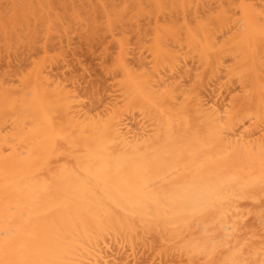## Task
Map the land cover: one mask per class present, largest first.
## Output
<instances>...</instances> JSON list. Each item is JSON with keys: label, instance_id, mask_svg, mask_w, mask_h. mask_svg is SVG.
I'll return each instance as SVG.
<instances>
[{"label": "bare ground", "instance_id": "bare-ground-1", "mask_svg": "<svg viewBox=\"0 0 264 264\" xmlns=\"http://www.w3.org/2000/svg\"><path fill=\"white\" fill-rule=\"evenodd\" d=\"M0 1V56L44 52L0 75V264H113L109 242L151 240L264 264V0H239L240 17L202 16L208 0ZM75 31L115 43L103 112L67 82Z\"/></svg>", "mask_w": 264, "mask_h": 264}, {"label": "rangeland", "instance_id": "rangeland-1", "mask_svg": "<svg viewBox=\"0 0 264 264\" xmlns=\"http://www.w3.org/2000/svg\"><path fill=\"white\" fill-rule=\"evenodd\" d=\"M215 1H217V0H208L207 2H205L204 4L205 5H203V6H205V7H200V9L202 10V9H204V11L202 10H200L199 11V14H201L202 16H211L212 15V13L215 15V14H217L216 13V11L218 12V11H220L219 9H221L220 7L222 6V4H223V7L222 8H227L226 10L228 11V13H229V15H230V13L232 12L233 13V15L235 14V13H238V14H236V16L237 17H240V9L238 8V7H236V6H238V5H236V4H239V0H235L234 2L233 1H231V5H234V7H236V8H234L233 10H232V8H233V6H231L230 5V8L228 7V3L227 2H222V3H220L219 1H218V4H215L216 2ZM223 1V0H222ZM247 1H249V0H247ZM246 1V2H247ZM256 3H259V1H256V0H254ZM253 1V2H254ZM250 2H252V1H250ZM254 2V3H255ZM236 3V4H235ZM253 3V4H254ZM255 3V4H256ZM221 4V5H220ZM227 5V6H225V5ZM254 4V5H255ZM6 5L8 6V7H6ZM216 5V6H215ZM258 5V4H257ZM3 6V7H2ZM213 6H215L214 7V9H213ZM219 6V7H218ZM261 6V4L260 5H258V7H260ZM57 7V6H56ZM232 7V8H231ZM8 8H11L6 2H4V1H0V9H2V10H6L7 11V9ZM219 8V9H218ZM224 8V9H225ZM208 9V10H207ZM209 9H211V10H209ZM216 9V10H215ZM229 9V10H228ZM230 9H231V11H230ZM235 9H236V11L237 12H235ZM260 9V8H259ZM1 10V11H2ZM9 10V9H8ZM5 11V12H6ZM209 12L211 15H209V13H207V14H205L206 12ZM215 11V12H214ZM230 11V12H229ZM239 11V12H238ZM4 12V11H3ZM3 12H2V14H3ZM4 12V13H5ZM201 12V13H200ZM1 13V12H0ZM205 15H204V14ZM232 13H231V15H232ZM240 13V14H239ZM232 15V16H233ZM239 15V16H238ZM213 16V15H212ZM233 17H235V15L233 16ZM143 23L142 24H145V23H147V21L146 22H144V21H142ZM149 22V21H148ZM147 24H149V23H147ZM147 26H150V25H147ZM70 31H74V29H70ZM70 33V39H72L73 38V41L74 42H70L69 41V44L70 45H68L67 43V41H64V43H66V44H64V45H68L67 47H69V48H71L70 50L68 49V51H70V52H68V55H70L68 58V60H69V64L70 65H68V68H67V74H68V76H67V74H66V69H61V70H59V71H64L63 73H65L66 74V77H68L67 79H68V84L70 85V81H76L77 80V84H79L80 83V85L81 86H79L78 85V88H77V90H79L78 92H79V94L81 95L82 94V97H83V99L85 98L86 99V101H84V104L86 103L87 104V106H89L90 107V109H91V106L92 107H94V108H97L100 104H99V101L101 100V101H103L105 104L106 103H110L109 101H110V97H112L113 98V96H114V94H115V92H114V90H116V88H111L110 86H113V84L111 83V81L110 80H112V78H111V76L113 77L114 75H111L112 74V72L110 73V71H109V73H110V75L108 76V75H106V73L103 71V70H105V68L104 69H102L103 67H105V66H111L110 65V63L112 64V60H113V58L111 57V56H113V55H116V53H115V50L117 51V49H116V47H114V42L109 38V37H107V36H102V41L103 42H101L100 40H96V41H94L93 42V44H92V42L90 43V42H87V41H79L78 40V38L76 37L77 36V34H76V31H75V34H73V33ZM75 36V37H74ZM107 38H109V40L107 39ZM78 42H77V41ZM107 40V41H106ZM56 41H58L57 39H55V41L53 42L54 43V45H56V46H54V45H52V43L50 44V43H48V44H50V46H49V48H48V51L50 50H52V51H54V55H57V53L56 52H58V54H59V50L57 51V48L56 47H59L56 43ZM110 41H112V43L110 42ZM56 42V43H55ZM81 42V43H80ZM100 42H101V45H100ZM105 42V43H104ZM107 42V43H106ZM110 42V44H108ZM58 43H60V41H58ZM77 43V44H76ZM90 43V44H89ZM104 43V47H105V51H106V55H104V53H105V51H104V47H103V50H102V47H97V46H102V44ZM82 44L83 45H85V46H83L82 47ZM105 44H108V46L107 45H105ZM40 45H41V42H40ZM64 45H62V46H64ZM87 45V46H86ZM51 46H52V48H51ZM54 46V47H53ZM111 47V48H110ZM51 48V49H50ZM65 48V49H66ZM79 48V49H78ZM82 48V49H81ZM92 48V49H91ZM114 48V49H113ZM24 49V50H23ZM39 49V48H38ZM56 49V50H55ZM85 49V50H84ZM91 49V50H90ZM41 50V49H40ZM40 50L37 52V51H35V52H37L38 53V55L41 53L42 55L40 56H36V54L35 55H31V53H28V51H26L25 50V48H21V49H19V51H18V53H16V54H20V56H18V55H13V57L12 58H8V60H6V59H4L6 56L5 55H3L2 54V56H0V75H3L4 73H5V71L7 70L8 72H10L11 74L13 73L12 72V70L15 72V69L17 70V71H20L21 69H22V71H23V67L22 66H24V67H26L27 65H30L32 62V60L34 59V58H36L37 57V59H38V57H39V59H40V57H42L43 56V54H44V52H43V50H41V52H40ZM98 50V51H97ZM101 50H102V52H104L103 54H101L102 52H101ZM49 51V52H50ZM51 51V52H52ZM56 51V52H55ZM72 51V52H71ZM76 51H77V54H76ZM79 51V52H78ZM85 51V52H84ZM96 51V52H95ZM110 51V52H109ZM21 52V53H20ZM34 52V53H35ZM40 52V53H39ZM89 52V53H88ZM70 53V54H69ZM71 53H72V55H71ZM95 53V54H94ZM115 53V54H114ZM52 54H53V52H52ZM110 54H111V56H110ZM1 55V54H0ZM22 55V56H21ZM74 55V56H73ZM75 55H77L76 56V58H75ZM98 55V56H97ZM102 55H104L103 56V58H101L102 57ZM107 55H108V57H107ZM4 56V57H3ZM30 58H29V57ZM51 56H53V55H51ZM73 56V57H72ZM107 58H106V57ZM17 57V58H16ZM104 57H105V59H104ZM130 57H132V56H130ZM19 58V59H18ZM112 60H111V59ZM3 59H4V61H3ZM12 59H15V61L14 60H12ZM22 59V60H21ZM32 59V60H31ZM99 59V60H98ZM101 59V60H100ZM2 60V61H1ZM18 62H17V61ZM19 60H20V62H19ZM28 60H30V61H28ZM106 60H107V62H106ZM108 60H110V61H108ZM6 61V62H5ZM7 61H8V63H9V66H7L6 65V63H7ZM13 61H14V63H13ZM34 61V60H33ZM71 61V62H70ZM79 63H78V62ZM103 61H105V62H103ZM22 62V63H21ZM27 62V63H26ZM75 62V63H74ZM84 62V63H83ZM16 63H19V64H16ZM24 63V64H23ZM30 63V64H29ZM72 63V64H71ZM100 63V64H99ZM104 63V64H103ZM12 64H15V66L12 68ZM10 65H11V68H10ZM20 65V66H19ZM32 65V64H31ZM30 65V66H31ZM74 65V66H73ZM79 65V66H78ZM82 66V68H81V66ZM102 65V66H101ZM3 66V67H2ZM7 66V67H6ZM29 66V68H32V67H30ZM77 66V67H76ZM6 67V68H5ZM8 67H9V70H8ZM20 69H18V68ZM78 67H80V68H78ZM106 67V68H107ZM28 67L27 68H25V70H27V69H29ZM85 69V71L84 70H82V69ZM110 68V67H109ZM108 68V69H109ZM5 69V70H4ZM12 69V70H11ZM56 71H57V67H55L54 68ZM76 69V70H75ZM81 69V70H80ZM108 69H107V71H108ZM69 70H70V72H69ZM6 71V72H7ZM29 71V70H28ZM55 71V72H56ZM80 71V72H79ZM82 71V72H81ZM87 71V72H86ZM103 71L104 72V74L102 73L101 74V72ZM26 72V71H25ZM3 73V74H2ZM72 73H74L73 75H72ZM83 73V74H82ZM89 75H88V74ZM83 75V76H82ZM97 75V76H96ZM12 76H13V74L10 76L11 78H12ZM71 76V77H70ZM72 76H73V79H70V78H72ZM88 76V77H87ZM99 76V77H98ZM15 76H13V78L12 79H14V80H11V81H14L15 82V80H17L16 78L17 77H15ZM70 77V78H69ZM79 77V78H78ZM88 79H87V78ZM103 77V78H102ZM105 77H106V79H105ZM10 78V79H11ZM77 78V79H76ZM84 78V79H83ZM85 78H86V80H85ZM110 78V79H109ZM9 79V80H10ZM76 79V80H75ZM99 79V80H98ZM94 80H96V81H94ZM107 80V81H106ZM80 81V82H79ZM99 81H101V82H99ZM83 82H84V84H83ZM87 82L90 84V86L89 87H87V85H89V84H87ZM96 82V83H95ZM98 82V83H97ZM110 82V83H109ZM112 82L114 83L115 81L114 80H112ZM92 83V84H91ZM107 83H108V85H107ZM97 84V85H96ZM186 84V83H185ZM72 85V84H71ZM94 85V86H93ZM106 85H107V87H106ZM110 85V86H109ZM85 86H86V88H85ZM103 86V87H102ZM104 86L106 87V88H104ZM71 87V86H70ZM94 87H96V88H94ZM99 87V88H98ZM91 88V89H90ZM92 88H94V90L92 89ZM98 88V89H97ZM102 88L104 89V90H102ZM108 88V89H107ZM109 88H110V90H112L114 93H113V95H111V93H112V91H110L109 90ZM86 89V90H85ZM100 89V90H99ZM105 89H106V91H105ZM87 90H89L88 92H86ZM91 90V91H90ZM99 90V91H98ZM104 91V92H103ZM78 92H76L77 94H78ZM81 92V93H80ZM94 92V94H96V97L95 98H91V96H93L94 94H92V93ZM101 92V93H100ZM107 92H109L110 94H106ZM89 93H91V94H89ZM102 93H104V94H102ZM87 94V95H86ZM88 95H90V96H88ZM101 96L100 97V99L99 98H97V96ZM107 95H109L110 97H108ZM104 96V97H103ZM107 97V99H108V101L106 100V97ZM88 97V98H87ZM88 99H91V101H88ZM100 101V102H101ZM107 101V102H106ZM88 102H89V104H91V106L88 104ZM221 102V101H220ZM96 103H98V104H96ZM104 103H102L103 105H105ZM85 104V105H86ZM216 104H218V103H216ZM220 104V103H219ZM226 104H227V102H226ZM102 105V106H103ZM109 105V104H108ZM87 106H85L86 107V110L88 109V107ZM100 108L99 109H96V111L98 112L99 110H100V112H101V106H99ZM106 107H107V105H106ZM89 109V110H90ZM93 109V108H92ZM106 108L103 106V108H102V112H103V110H105ZM96 111L95 112H93L94 114L96 113ZM136 123V122H135ZM135 123H132L131 124V127L129 128V129H131V128H133V126H134V130L136 129V128H138V126L135 128ZM133 125V126H132ZM133 129H131L130 131H132ZM135 131H137V130H135ZM135 131H133V133L135 132ZM244 203V202H243ZM243 203H242V207H244L245 205H246V203L247 202H245L244 204V206H243ZM247 206H248V203H247ZM247 206H245L244 208L246 209V207ZM250 206V205H249ZM250 216H253V215H249V216H246V217H248V218H244V223L245 222H248V224H249V222H250V220H251V222H250V225H252L251 223H254L252 220H253V218L251 219L250 218ZM247 220V221H246ZM247 224V223H246ZM247 224V225H248ZM244 225V224H243ZM243 225H242V227H243ZM254 225V224H253ZM246 226V225H245ZM249 226V225H248ZM251 228L253 227V226H250ZM247 228V227H246ZM247 230V229H246ZM248 230H249V227H248ZM247 230V231H248ZM243 231V230H242ZM250 231V230H249ZM242 233H244V232H242ZM246 233V232H245ZM176 242L178 241V239H176L175 240ZM174 241V242H175ZM112 242V243H111ZM111 242H109V244L110 245H112L111 247L109 246V249L108 250H106L108 253H110L109 255H111L112 253V255H111V257H112V261H111V257H109L108 258V260L110 261V262H112L113 264L115 263V264H192L193 262L191 261L192 260V258H191V260L190 259H188L187 258V256L186 255H181L182 253H178L177 251L175 252V251H170L169 250V247H168V249L165 247H163L162 246V244L159 242H157V247H155V246H153L154 245V243L156 244V241L154 242V243H152L153 241L151 240V243H150V240H149V243L153 246L152 248H151V245H150V249H148L149 247H148V245L147 246H142V248H139V247H141V245L142 244H138L137 242V244L136 245H138V248H137V246L135 247L134 246V252L132 251V249H130L131 248V246H128L129 244L128 243H126L127 244V246H126V244L125 245H123L124 243H122V245L125 247H123L120 243H119V241H116V242H118L117 244V246L119 247V251H118V247L116 248V244H114V242L113 241H111ZM174 242H173V244H174ZM175 242V243H176ZM173 244H170V245H167V244H165V245H167V246H171V245H173ZM119 245H121V246H119ZM105 246V245H104ZM108 246V245H107ZM115 246V247H114ZM144 247V248H143ZM158 247H160V248H158ZM106 248V247H105ZM123 248V249H122ZM128 248V249H127ZM155 250H154V249ZM156 248H157V252L160 250V249H162V248H164V249H167V250H169L168 252L169 253H171L170 255L163 249V250H160L159 252H158V255H156L157 253H156ZM141 251H140V250ZM145 249V250H144ZM146 249H147V251H146ZM151 249H153L154 251V253H155V255H154V253H153V259L154 260H152V251H151ZM118 252H117V251ZM136 250H137V252H136ZM151 251V253H150V251ZM132 251V252H131ZM149 251V252H148ZM139 252V253H138ZM167 254H166V253ZM143 253H144V255H143ZM130 254H131V256H130ZM136 254L137 255V257H136V255H135V257H134V255ZM142 254V255H141ZM151 254V257L149 256V255ZM166 254V255H165ZM116 255V256H115ZM141 255V256H140ZM149 257H148V256ZM160 255V256H159ZM162 255H165V257L164 256H162ZM168 255V256H167ZM180 255V256H179ZM146 256V258H144ZM158 256V257H157ZM186 256V257H185ZM178 257V258H177ZM158 260H157V259ZM137 259V260H136ZM168 259H169V261H168ZM164 260V261H163ZM176 262H175V261ZM190 260V261H189ZM200 260V259H199ZM199 260H197V261H199ZM203 260V259H202ZM202 260H200V261H202ZM114 261V262H113ZM121 261H122V263H121ZM157 261V262H156ZM165 261H166V263H165ZM168 261V262H167ZM187 261H188V263H187ZM194 261H195V259H194ZM118 262V263H117ZM174 262V263H173ZM205 262V261H204ZM193 264H195V263H193ZM197 264V263H196ZM203 264V263H202Z\"/></svg>", "mask_w": 264, "mask_h": 264}]
</instances>
